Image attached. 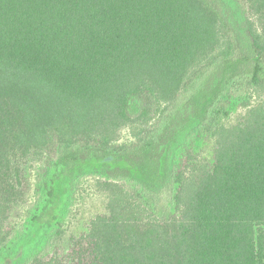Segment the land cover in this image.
<instances>
[{
    "label": "trees",
    "instance_id": "1",
    "mask_svg": "<svg viewBox=\"0 0 264 264\" xmlns=\"http://www.w3.org/2000/svg\"><path fill=\"white\" fill-rule=\"evenodd\" d=\"M0 264H264V0H0Z\"/></svg>",
    "mask_w": 264,
    "mask_h": 264
},
{
    "label": "rangeland",
    "instance_id": "2",
    "mask_svg": "<svg viewBox=\"0 0 264 264\" xmlns=\"http://www.w3.org/2000/svg\"><path fill=\"white\" fill-rule=\"evenodd\" d=\"M245 113L244 110H240L234 113L227 123L230 125L236 124L241 116ZM120 142H131V135L128 129H123L120 132ZM213 140H209L201 151V157L203 159H209L213 150ZM38 165L34 163L30 168L31 172V189H28L27 196L28 201L25 204L26 207L16 211L11 217L12 227L23 226L24 221L27 219L28 209L36 200L35 194V179L34 175L37 174ZM97 180L94 177H87L77 185L76 190L73 193L72 202L68 209L67 216L62 221L60 234L52 241V247L49 248V254L56 252L59 256L66 258V255H71L72 247H77L80 241H76L77 238L86 232L87 226L90 221L99 214L105 213V204L107 201L106 195L101 192L96 186ZM169 201L163 200L158 205V214L164 216L165 212H169ZM59 207L64 203V198L58 200ZM54 208H52L53 210ZM51 219L50 214H45L37 224L39 227H43V223ZM26 224V223H24ZM25 245H30L33 241H23ZM24 246V245H23ZM25 248V247H24Z\"/></svg>",
    "mask_w": 264,
    "mask_h": 264
}]
</instances>
